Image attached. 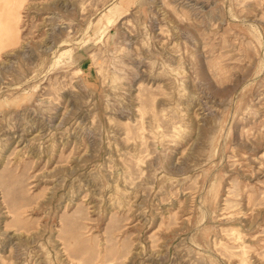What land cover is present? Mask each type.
Here are the masks:
<instances>
[{
  "label": "rangeland",
  "instance_id": "1",
  "mask_svg": "<svg viewBox=\"0 0 264 264\" xmlns=\"http://www.w3.org/2000/svg\"><path fill=\"white\" fill-rule=\"evenodd\" d=\"M1 8L0 264H264V0Z\"/></svg>",
  "mask_w": 264,
  "mask_h": 264
},
{
  "label": "bare ground",
  "instance_id": "2",
  "mask_svg": "<svg viewBox=\"0 0 264 264\" xmlns=\"http://www.w3.org/2000/svg\"><path fill=\"white\" fill-rule=\"evenodd\" d=\"M10 17L11 12L8 10V8L0 9V48L9 45L14 40V33L10 24Z\"/></svg>",
  "mask_w": 264,
  "mask_h": 264
}]
</instances>
